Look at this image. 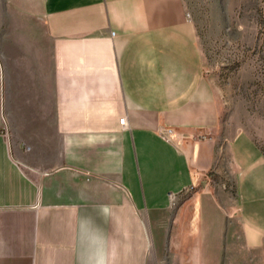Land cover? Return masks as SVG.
Returning a JSON list of instances; mask_svg holds the SVG:
<instances>
[{
	"label": "crops",
	"instance_id": "obj_1",
	"mask_svg": "<svg viewBox=\"0 0 264 264\" xmlns=\"http://www.w3.org/2000/svg\"><path fill=\"white\" fill-rule=\"evenodd\" d=\"M220 129L185 0H0V264H219ZM228 148L264 234V153Z\"/></svg>",
	"mask_w": 264,
	"mask_h": 264
},
{
	"label": "rangeland",
	"instance_id": "obj_2",
	"mask_svg": "<svg viewBox=\"0 0 264 264\" xmlns=\"http://www.w3.org/2000/svg\"><path fill=\"white\" fill-rule=\"evenodd\" d=\"M185 3L203 55L205 80L221 114V158L208 174V187L227 211L225 229L231 236L221 261L209 256L219 264H264V234L250 233L241 217L238 175L228 148L233 135L245 132L264 153V0Z\"/></svg>",
	"mask_w": 264,
	"mask_h": 264
},
{
	"label": "built area",
	"instance_id": "obj_3",
	"mask_svg": "<svg viewBox=\"0 0 264 264\" xmlns=\"http://www.w3.org/2000/svg\"><path fill=\"white\" fill-rule=\"evenodd\" d=\"M120 120H121L122 124H125V117H121ZM168 133L173 134V129H168ZM170 196H171V198L173 200L176 199V194L175 193H170Z\"/></svg>",
	"mask_w": 264,
	"mask_h": 264
}]
</instances>
